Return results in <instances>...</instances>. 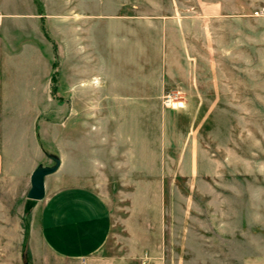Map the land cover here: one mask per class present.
<instances>
[{
    "label": "crops",
    "instance_id": "0c3cea01",
    "mask_svg": "<svg viewBox=\"0 0 264 264\" xmlns=\"http://www.w3.org/2000/svg\"><path fill=\"white\" fill-rule=\"evenodd\" d=\"M175 1L0 0V30L26 33L0 44V217L12 223L0 224V239L11 244L0 245V254L14 260L0 264H24L22 217H29L32 264H228L202 256L213 249L198 252L185 241L189 234L170 229V217H114V204L125 199L134 202L132 214L145 212L138 203L144 185L128 180L145 172L138 119L128 115L144 107L143 63L160 61L161 45L178 28ZM193 1L185 0V46L209 28L217 43L228 4ZM233 2L231 13L256 14L250 2ZM58 78L70 95L56 101ZM54 102L56 122L45 116ZM54 157L44 196L30 198L34 172ZM163 188L158 183V212ZM232 248L229 264H264L255 249Z\"/></svg>",
    "mask_w": 264,
    "mask_h": 264
},
{
    "label": "rangeland",
    "instance_id": "374dc122",
    "mask_svg": "<svg viewBox=\"0 0 264 264\" xmlns=\"http://www.w3.org/2000/svg\"><path fill=\"white\" fill-rule=\"evenodd\" d=\"M225 2L229 12L224 15L219 41L209 28L203 40L194 32L192 45L185 46V0L175 1L178 28L170 29L167 44L161 45V60L143 63L144 107L129 110L128 115L138 119L144 155L139 161L145 170L130 173L128 180L144 185L138 203L145 212L132 214L130 199L113 207L114 217H170V229L189 234L185 241L198 252L213 249L211 255L205 251L202 256L229 264L233 245L255 249L258 261H264V0H237L241 5L250 2L252 11L256 10L249 17L231 13L233 0ZM25 35L2 29L0 44L4 38ZM56 83L60 92L54 91V99L61 93L68 98L63 79ZM169 93L176 94V102H167ZM55 104L45 114L52 122L60 118ZM44 146L55 155V142ZM54 160L51 167L56 165ZM158 162L161 172L156 170ZM113 176L117 181L119 175ZM158 183L164 187L160 212ZM10 218L0 217V224H8L3 228L11 229ZM28 218L22 217L24 263L32 262ZM179 242L177 237L173 245L179 247ZM0 245L11 244L0 239ZM13 261V254H0V262Z\"/></svg>",
    "mask_w": 264,
    "mask_h": 264
},
{
    "label": "water",
    "instance_id": "95a60500",
    "mask_svg": "<svg viewBox=\"0 0 264 264\" xmlns=\"http://www.w3.org/2000/svg\"><path fill=\"white\" fill-rule=\"evenodd\" d=\"M56 169V166L49 168H40L37 169L32 176V187L28 193V196L32 199H40L45 194V176L53 172ZM24 264H31L30 262H25Z\"/></svg>",
    "mask_w": 264,
    "mask_h": 264
},
{
    "label": "built area",
    "instance_id": "2783aa9c",
    "mask_svg": "<svg viewBox=\"0 0 264 264\" xmlns=\"http://www.w3.org/2000/svg\"><path fill=\"white\" fill-rule=\"evenodd\" d=\"M176 94H174V93H169L168 95H167V102L168 103H172V101L173 102H176Z\"/></svg>",
    "mask_w": 264,
    "mask_h": 264
},
{
    "label": "trees",
    "instance_id": "16d2710c",
    "mask_svg": "<svg viewBox=\"0 0 264 264\" xmlns=\"http://www.w3.org/2000/svg\"><path fill=\"white\" fill-rule=\"evenodd\" d=\"M53 80H54V81H56V80H57V78L54 76V77H53ZM55 90H56V88H54V91H55Z\"/></svg>",
    "mask_w": 264,
    "mask_h": 264
},
{
    "label": "bare ground",
    "instance_id": "6f19581e",
    "mask_svg": "<svg viewBox=\"0 0 264 264\" xmlns=\"http://www.w3.org/2000/svg\"><path fill=\"white\" fill-rule=\"evenodd\" d=\"M180 104H182V102H180Z\"/></svg>",
    "mask_w": 264,
    "mask_h": 264
}]
</instances>
